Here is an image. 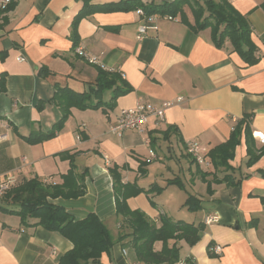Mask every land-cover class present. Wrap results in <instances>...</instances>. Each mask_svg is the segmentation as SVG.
I'll list each match as a JSON object with an SVG mask.
<instances>
[{"label":"crops","instance_id":"0c3cea01","mask_svg":"<svg viewBox=\"0 0 264 264\" xmlns=\"http://www.w3.org/2000/svg\"><path fill=\"white\" fill-rule=\"evenodd\" d=\"M11 1L16 7L3 16L7 23L0 20V182L15 175L20 183L13 188L32 179L46 186L62 185L74 166L86 194L51 202L64 207L76 221L96 214L116 241L100 261L89 264L139 262L130 239L119 241L128 230L116 215L115 182L110 173L114 168L120 184L133 194L126 201L131 210L158 227L161 216L204 225L197 244L177 243L181 261L264 264V155L248 166L244 132L248 125L259 154L264 148L260 141L264 138V0H229L251 28L250 38L257 48L254 65H248L229 40L218 48L210 28L196 31L189 5L183 7L188 23L181 15L174 20L160 15L153 24L157 30L150 24L142 41L139 29L149 24L136 10L91 12L79 23L78 39L80 47L98 60L99 65H92L73 51V21L86 7L93 10L122 0ZM174 1L151 0L158 5ZM42 69L52 75L43 77ZM102 70L116 72L131 91L118 97L113 109L72 108L56 137L31 144L30 136L49 133L62 119L53 100L56 88L90 93ZM112 98V90L103 95L106 103ZM138 102L173 105L162 124L150 119L145 134L133 130L122 137L112 134L110 128L121 112ZM241 123L240 144L228 162L230 170L215 168L210 152L226 144ZM190 141L206 149L204 156L211 168L190 158L186 151ZM162 145L167 152L164 157L156 148L162 151ZM176 147L180 158L189 162L184 181L179 176L184 167ZM151 150L156 154L152 160ZM190 196L201 200L198 211L185 206ZM4 201L1 197L2 208L7 205ZM190 215H195L191 221ZM210 216L218 221L207 225ZM38 223L33 218L23 223L19 216L0 211V264H60L73 243ZM174 243L170 241L171 246ZM214 247L221 252L212 253ZM155 248L160 251L162 243Z\"/></svg>","mask_w":264,"mask_h":264},{"label":"trees","instance_id":"16d2710c","mask_svg":"<svg viewBox=\"0 0 264 264\" xmlns=\"http://www.w3.org/2000/svg\"><path fill=\"white\" fill-rule=\"evenodd\" d=\"M189 5L194 15L196 31L210 28L212 40L218 48H222L226 40H229L233 49L243 58L248 65L257 62L255 53L257 48L250 38L251 28L245 17L237 12L229 0H209L200 3L198 0H176L174 2L156 4L150 2L143 4L140 0H122L120 3H112L94 8H84L74 19L72 24L71 39L74 43L73 51L80 46L78 39V26L80 21L93 11L116 12L123 10H136L143 8L147 15L158 14L159 16L175 17L181 15L182 20L188 23L183 7ZM16 3L11 1L5 9H0V20L7 23L6 13L14 10ZM207 13V15H206ZM3 17V18H2ZM40 75L49 77V70H40ZM107 90H112L111 102H104L103 95ZM131 89L116 72L101 71L97 80V87L90 93L76 92L68 87H57L53 100L60 107L62 119L53 130L46 134H36L28 138L31 144L40 143L56 137L63 125L71 116V109L81 110L100 108L113 109L118 97L129 93ZM242 123L233 131L231 139L223 145L216 147L210 152L215 168L225 167L230 170L229 160L233 159L234 151L240 144ZM246 135L247 151L249 156L248 166L254 164L264 155V148L257 154L254 149V139L249 126L244 127ZM72 166L69 174L64 177V183L57 186H46L37 179L23 181L18 187L11 189L4 196L6 207H0V211L15 214L23 223L29 219H38L39 225L47 230L60 233L64 238L71 241L74 248L62 259L60 264H89L98 262L105 253H109L116 241L112 237L108 227L96 214H89L86 219L76 221L73 216L62 206L51 202L59 197L65 199H77L86 194L85 185L74 174ZM114 178L116 192V208L118 217L127 228L128 232L119 237V241L130 239L131 248L135 258L144 264H175L180 260L181 248L179 241H185L188 245L197 244L204 231V225H194L182 221H172L161 216V226L158 227L145 215L131 210L127 205L128 194L123 185L117 168L111 169ZM142 174L144 172H141ZM264 177V172L261 173ZM183 188V184L174 182ZM137 190L134 194H139ZM185 206L190 211H198L201 208V200L190 196ZM170 241L175 243L171 246ZM161 242L162 249L157 251L155 244Z\"/></svg>","mask_w":264,"mask_h":264},{"label":"built area","instance_id":"2783aa9c","mask_svg":"<svg viewBox=\"0 0 264 264\" xmlns=\"http://www.w3.org/2000/svg\"><path fill=\"white\" fill-rule=\"evenodd\" d=\"M11 0H2L1 8L5 9ZM151 0H146V4H149ZM136 12L145 18L146 23L149 25H144L139 29L138 40L142 41L146 36L148 26L152 25V28L157 30V27L153 25L156 22V19L160 16L158 14L147 15L143 8L136 9ZM167 20H174L171 16L164 17ZM76 55L81 58H84L88 61V63L92 65H99V62L96 58L90 57L82 47H78L76 49ZM24 61L23 58L20 59ZM182 99H178L177 102L180 103ZM173 104L171 102L165 103L163 105H154L151 103H143L138 102L137 105L128 110H123L116 124L112 125L110 128V132L118 137H122L125 132L133 130L138 132L139 134H145L147 131V126L150 119H154L157 125L165 122L166 111ZM264 143V138L260 140ZM187 154L192 158L198 165L204 166L205 168H211L212 163L207 160L204 156L206 153V149L202 148L201 145L196 141H190L186 144ZM156 154L154 151H150V160L154 159ZM20 181L15 175H11L6 177L2 182H0V198L3 197L8 191H10L13 187L18 185ZM48 183V182H47ZM218 221V217L210 216L206 220L207 225H211L212 223H216ZM214 254H219L221 252L220 247H214L210 250ZM125 256L128 255L126 250L123 251ZM131 264H142L140 262H133ZM177 264H187L186 261H180Z\"/></svg>","mask_w":264,"mask_h":264},{"label":"rangeland","instance_id":"374dc122","mask_svg":"<svg viewBox=\"0 0 264 264\" xmlns=\"http://www.w3.org/2000/svg\"><path fill=\"white\" fill-rule=\"evenodd\" d=\"M157 148V150H158V152L160 153V155H161V157H164L165 156V153H167L166 152V149H165V146L164 145H162V151H160V148H159V146H157L156 147ZM176 155H178V158H180V152H179V149H178V147H176ZM174 156H175V154H174ZM181 159V158H180ZM182 161H181V164H182V166L184 167V171H182L181 169H180V174H179V176H180V179L182 180V181H184L185 180V177H187V169H186V167H185V165H187L189 162H188V159L187 158H183V159H181ZM174 190V189H173ZM177 190H179V189H177ZM179 192H181V191H179ZM181 194H183V196H184V193L183 192H181ZM195 216V215H194ZM194 216L193 215H190V217L189 218H187L189 221H191V219H194Z\"/></svg>","mask_w":264,"mask_h":264}]
</instances>
